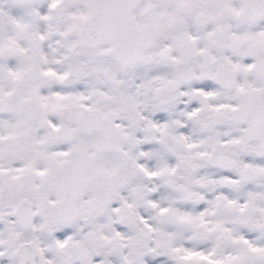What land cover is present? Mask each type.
Returning <instances> with one entry per match:
<instances>
[{
  "label": "snow or ice",
  "instance_id": "1",
  "mask_svg": "<svg viewBox=\"0 0 264 264\" xmlns=\"http://www.w3.org/2000/svg\"><path fill=\"white\" fill-rule=\"evenodd\" d=\"M0 264H264V0H0Z\"/></svg>",
  "mask_w": 264,
  "mask_h": 264
}]
</instances>
